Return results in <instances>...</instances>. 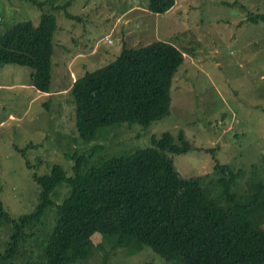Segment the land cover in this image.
<instances>
[{
  "label": "rangeland",
  "instance_id": "1",
  "mask_svg": "<svg viewBox=\"0 0 264 264\" xmlns=\"http://www.w3.org/2000/svg\"><path fill=\"white\" fill-rule=\"evenodd\" d=\"M34 1L45 5L0 0V34L24 21L38 25L43 11L53 12L57 23L49 93L35 92L29 67L0 64V198L13 220L38 203L34 173L44 175L58 164L71 175L75 152L90 158L102 147L94 159L126 156L150 147V137L165 132L175 140L182 133L196 148L173 156L187 178L209 175L210 183L216 181L215 158L207 152L215 149L220 164L239 172L236 191L264 184V21L250 17L264 15V0H175L162 14L148 10L149 0ZM65 10L78 18L70 20ZM153 40L174 44L184 56L172 80L170 113L147 128L115 124L83 141L76 131L73 80L114 60L123 45ZM30 143L38 147L26 149ZM68 195L66 184L55 188L54 205L41 223L25 230L17 255L2 264H46L56 205ZM15 231L13 224L0 226V253ZM92 239L101 242L100 234ZM108 245L102 241L81 264H168L146 246L133 254L121 248L106 254Z\"/></svg>",
  "mask_w": 264,
  "mask_h": 264
},
{
  "label": "trees",
  "instance_id": "2",
  "mask_svg": "<svg viewBox=\"0 0 264 264\" xmlns=\"http://www.w3.org/2000/svg\"><path fill=\"white\" fill-rule=\"evenodd\" d=\"M43 8L45 2L25 0ZM175 0H149L154 14L167 12ZM70 20L78 18L67 10ZM254 23L264 15H250ZM53 12L43 11L38 25L24 21L0 34V64L30 68L31 85L49 92ZM183 52L172 43L153 40L138 47L123 45L108 64L87 71L71 84L76 100V131L85 142L115 124L150 127L170 113L171 85ZM151 146L120 157L73 153L72 174L54 164L44 175L33 174L39 187L38 203L30 214L13 220L0 198V226L16 228L0 260L14 258L26 238L25 230L39 224L53 206L51 194L59 185L69 195L56 205V224L44 247L46 264H81L102 241L106 252L118 248L133 254L144 246L168 264H264V184L252 182L236 191L239 172L216 159L215 186L209 175L184 176L173 156L196 148L182 133L150 137ZM38 147L30 143L26 149ZM90 159V160H89ZM100 234L95 244L92 236ZM107 257V255H106ZM105 257V258H106ZM0 264L2 262L0 261ZM14 264V263H11Z\"/></svg>",
  "mask_w": 264,
  "mask_h": 264
},
{
  "label": "crops",
  "instance_id": "3",
  "mask_svg": "<svg viewBox=\"0 0 264 264\" xmlns=\"http://www.w3.org/2000/svg\"><path fill=\"white\" fill-rule=\"evenodd\" d=\"M73 81H75V80H73ZM35 92H39V91L36 89ZM45 93H49V92H45Z\"/></svg>",
  "mask_w": 264,
  "mask_h": 264
}]
</instances>
